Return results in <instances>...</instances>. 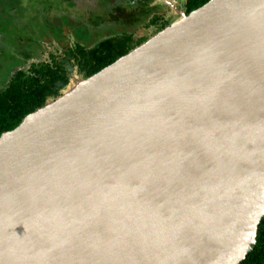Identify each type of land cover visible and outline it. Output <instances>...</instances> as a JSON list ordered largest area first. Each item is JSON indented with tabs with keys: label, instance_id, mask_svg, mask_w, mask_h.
<instances>
[{
	"label": "water",
	"instance_id": "water-1",
	"mask_svg": "<svg viewBox=\"0 0 264 264\" xmlns=\"http://www.w3.org/2000/svg\"><path fill=\"white\" fill-rule=\"evenodd\" d=\"M264 216V0H209L0 135V264H240Z\"/></svg>",
	"mask_w": 264,
	"mask_h": 264
},
{
	"label": "flooded vegetation",
	"instance_id": "flooded-vegetation-1",
	"mask_svg": "<svg viewBox=\"0 0 264 264\" xmlns=\"http://www.w3.org/2000/svg\"><path fill=\"white\" fill-rule=\"evenodd\" d=\"M10 1L6 2L7 6ZM37 1H14L19 4L16 10L8 9V14H0V87L9 83L13 72L20 69L27 71L32 64L50 62L51 55L63 54L65 44L70 52L76 54L77 45L90 43L95 46L99 40L123 34L146 40L167 27L179 16L180 11L188 14L187 8L190 5V0H108L106 3L93 0L97 8L80 13L77 12L79 0H59L61 4L53 3L52 9L46 8L45 3L37 5ZM27 6L31 11H37V15L43 11L51 15H46L47 18H43L42 22L40 15L37 23L32 21V17L31 22L17 28L13 19L24 16ZM93 13H97L100 19L92 20L90 15ZM5 59H9V65L16 64L9 74ZM75 75L80 76L74 71L70 80Z\"/></svg>",
	"mask_w": 264,
	"mask_h": 264
},
{
	"label": "trees",
	"instance_id": "trees-1",
	"mask_svg": "<svg viewBox=\"0 0 264 264\" xmlns=\"http://www.w3.org/2000/svg\"><path fill=\"white\" fill-rule=\"evenodd\" d=\"M0 0V14H8V9L19 7L17 0ZM208 0H190L187 13L202 6ZM141 22V21H140ZM145 38H133L128 34L99 40L95 46L90 43L77 45V53L70 52L65 44V52L51 55L50 62L32 64L27 71L12 73L8 84L0 87V135L19 125L29 113L42 107L49 100L58 97L70 82L72 72L82 78L89 77L126 54ZM91 46V48H89ZM16 65V64H15ZM10 64L7 74L16 66ZM6 74V75H7ZM240 264H264V216L261 219L256 236V243Z\"/></svg>",
	"mask_w": 264,
	"mask_h": 264
},
{
	"label": "rangeland",
	"instance_id": "rangeland-1",
	"mask_svg": "<svg viewBox=\"0 0 264 264\" xmlns=\"http://www.w3.org/2000/svg\"><path fill=\"white\" fill-rule=\"evenodd\" d=\"M59 0H38L37 1V5H41V4H43V3H45V5H46V8H50V9H52V7H51V5L52 6H54L53 5V3H55V5H57L58 3H60L61 4V2H58ZM106 1L108 2V0H101V2L102 3H106ZM63 3H64V1H62ZM116 3H120V2H116ZM24 5V4H23ZM95 5H96V3L95 2H93V0H79L78 1V5H77V9H79L77 12H80V13H82V12H87L88 10H91V9H96L97 7H95ZM67 6H69V5H67ZM101 4H100V9H101ZM123 7V6H122ZM33 8V7H32ZM37 11H31L29 8H28V6L26 7V13H25V15L24 16H17V17H15L14 19H13V21H14V23H15V25H16V27L18 28V27H21L22 25H26V24H28L29 22H31V18H32V21L33 22H38V21H40L39 20V16L40 15H42V17H41V22H42V19L43 18H47V16H49V15H51L50 14V12L47 14L46 12H44L43 11V13H41L40 15L38 14L37 15V13H36ZM35 15V16H34ZM47 15V16H46ZM90 17H91V19L92 20H98V19H100V17L98 18V15H97V13L96 14H91L90 15ZM103 18V17H102ZM175 19V18H174ZM173 19V20H174ZM172 20V21H173ZM171 21V22H172ZM39 27V26H38ZM21 32V31H20ZM17 35V33L15 34V36ZM31 48V47H30ZM32 49V48H31ZM4 62L5 63H7V65L9 66V59H5L4 60Z\"/></svg>",
	"mask_w": 264,
	"mask_h": 264
}]
</instances>
